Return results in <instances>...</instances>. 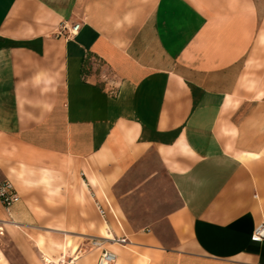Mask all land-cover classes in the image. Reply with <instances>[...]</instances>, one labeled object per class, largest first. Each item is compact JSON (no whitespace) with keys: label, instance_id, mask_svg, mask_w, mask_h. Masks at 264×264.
<instances>
[{"label":"crops","instance_id":"crops-1","mask_svg":"<svg viewBox=\"0 0 264 264\" xmlns=\"http://www.w3.org/2000/svg\"><path fill=\"white\" fill-rule=\"evenodd\" d=\"M0 175V264H264V0H0Z\"/></svg>","mask_w":264,"mask_h":264},{"label":"built area","instance_id":"built-area-1","mask_svg":"<svg viewBox=\"0 0 264 264\" xmlns=\"http://www.w3.org/2000/svg\"><path fill=\"white\" fill-rule=\"evenodd\" d=\"M81 29V24L80 23H75L69 26L67 23H63L61 30L59 34H66L68 38H72L76 35H78L79 31ZM20 201V196L15 189L14 185L8 179L7 177H2L0 175V202L3 205L5 211L7 212L8 215H10V211L13 205L18 203ZM97 209L99 211L100 216L102 217L103 221L107 223V214L108 211H111V205L110 203H106V207L101 204V203H96ZM108 235L111 236L109 237H103V238H95L90 241V245L95 248H102V254L99 258L98 264H114L115 263V254L112 253L111 251L107 250L103 246L108 243H120V244H125L126 243V238L125 237H114L110 230L107 229ZM109 238V239H107ZM252 241L254 242H263L264 241V223L259 225L253 235H252ZM45 264H54L53 261L50 259H44ZM59 264H71V262L66 263L64 261H60Z\"/></svg>","mask_w":264,"mask_h":264},{"label":"rangeland","instance_id":"rangeland-1","mask_svg":"<svg viewBox=\"0 0 264 264\" xmlns=\"http://www.w3.org/2000/svg\"><path fill=\"white\" fill-rule=\"evenodd\" d=\"M153 173L155 174L153 186L146 189L143 196L135 198L131 206H148L157 211H162L165 208L167 201L169 202V205L171 204L173 197L171 191L168 189L167 176L153 158L149 159L136 169L129 178L130 184L134 185ZM145 202L147 205H145Z\"/></svg>","mask_w":264,"mask_h":264},{"label":"bare ground","instance_id":"bare-ground-1","mask_svg":"<svg viewBox=\"0 0 264 264\" xmlns=\"http://www.w3.org/2000/svg\"><path fill=\"white\" fill-rule=\"evenodd\" d=\"M107 239H109V238H107Z\"/></svg>","mask_w":264,"mask_h":264}]
</instances>
